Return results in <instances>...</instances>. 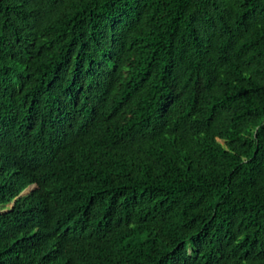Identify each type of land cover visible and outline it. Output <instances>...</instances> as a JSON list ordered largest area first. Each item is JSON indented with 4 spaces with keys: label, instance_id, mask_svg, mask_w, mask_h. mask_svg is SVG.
Returning a JSON list of instances; mask_svg holds the SVG:
<instances>
[{
    "label": "trees",
    "instance_id": "trees-1",
    "mask_svg": "<svg viewBox=\"0 0 264 264\" xmlns=\"http://www.w3.org/2000/svg\"><path fill=\"white\" fill-rule=\"evenodd\" d=\"M0 110V264H264V0H0Z\"/></svg>",
    "mask_w": 264,
    "mask_h": 264
},
{
    "label": "clouds",
    "instance_id": "clouds-1",
    "mask_svg": "<svg viewBox=\"0 0 264 264\" xmlns=\"http://www.w3.org/2000/svg\"><path fill=\"white\" fill-rule=\"evenodd\" d=\"M0 112L3 114H6L7 118L3 121H6L7 119H12L16 125L30 130V123H31L32 117L29 111H27L28 115H27L26 121L22 124H19L16 122L14 112L9 111V110H0ZM46 131H47L46 127H43L42 129H39V130L35 129L34 135H33L34 139L39 140L40 142H44L46 140V135H47ZM6 136H7V133L4 132L2 130V127L0 126V154L1 155L7 153L6 150L3 148V146L1 145V139ZM76 150L81 151L83 154L82 157L86 159L87 161H93L94 159H97L101 155H103V149H96L95 142H92V141L83 142L80 146L76 148ZM35 189H36L35 185L29 186L25 191L22 192L20 197L25 196L27 190L30 191V193H32ZM9 205H12V204H9ZM9 205H5V206L0 205V214L7 213L9 210H11L13 205L11 206V209L2 211V209H7ZM94 220L101 221L102 217L94 218ZM76 223H79V222L67 223L66 225L62 227L61 231L66 228L73 227ZM98 237H99V229L96 225H93L91 229L84 230L82 237L78 239V241H76L75 243H70V242L67 243L66 248H62V247L56 248L55 253L58 254V251H62L64 254L62 256L63 257L62 260H64L67 264H90L89 251L92 245L94 244V242L98 239ZM0 258H1V254H0ZM1 264H23V260L15 256V257L10 258L6 262H2ZM57 264H60V260L58 261Z\"/></svg>",
    "mask_w": 264,
    "mask_h": 264
},
{
    "label": "rangeland",
    "instance_id": "rangeland-1",
    "mask_svg": "<svg viewBox=\"0 0 264 264\" xmlns=\"http://www.w3.org/2000/svg\"><path fill=\"white\" fill-rule=\"evenodd\" d=\"M29 194H30V191L27 190V191H26V195H29ZM11 206H12V205H9V207H8L7 209H2V211H6V210H8V209H11Z\"/></svg>",
    "mask_w": 264,
    "mask_h": 264
}]
</instances>
